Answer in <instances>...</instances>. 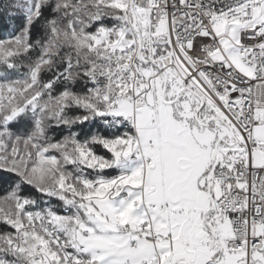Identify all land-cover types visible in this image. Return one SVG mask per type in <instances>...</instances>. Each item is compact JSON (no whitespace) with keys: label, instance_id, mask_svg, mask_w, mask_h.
Segmentation results:
<instances>
[{"label":"snow or ice","instance_id":"1","mask_svg":"<svg viewBox=\"0 0 264 264\" xmlns=\"http://www.w3.org/2000/svg\"><path fill=\"white\" fill-rule=\"evenodd\" d=\"M0 264H264V0H0Z\"/></svg>","mask_w":264,"mask_h":264}]
</instances>
